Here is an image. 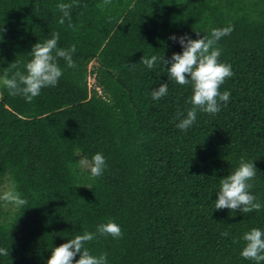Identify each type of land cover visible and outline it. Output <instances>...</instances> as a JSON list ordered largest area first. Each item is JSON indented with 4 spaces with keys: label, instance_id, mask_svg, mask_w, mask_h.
I'll list each match as a JSON object with an SVG mask.
<instances>
[{
    "label": "trees",
    "instance_id": "trees-1",
    "mask_svg": "<svg viewBox=\"0 0 264 264\" xmlns=\"http://www.w3.org/2000/svg\"><path fill=\"white\" fill-rule=\"evenodd\" d=\"M58 3L73 4L75 30L58 23ZM0 27V74L13 62L23 70L53 32L59 48L76 46V67L58 60V84L31 103L0 87V187L27 201L13 210L0 202V248H9L0 264H46L52 248L109 221L122 238L86 245L108 264H252L241 237L264 231V207L233 213L214 201L243 158L254 161L250 192L264 205V0H0ZM224 27L233 28L218 42L234 73L220 89L229 100L181 131L176 113L186 115L190 86L140 59L180 53L170 36ZM166 82L167 95L153 101ZM98 152L102 176L69 167Z\"/></svg>",
    "mask_w": 264,
    "mask_h": 264
},
{
    "label": "clouds",
    "instance_id": "clouds-1",
    "mask_svg": "<svg viewBox=\"0 0 264 264\" xmlns=\"http://www.w3.org/2000/svg\"><path fill=\"white\" fill-rule=\"evenodd\" d=\"M111 3V0H104V6ZM71 3H58L57 10L61 13L58 23L63 25L69 21L68 26L75 30L71 24ZM232 27L214 28L209 35L191 39L187 34L176 37L170 36L169 39L178 43L182 51L173 53L169 59L156 55L151 58L141 57L140 62L148 69L154 68L158 63L163 66L167 81L174 82L179 86H190L191 95L186 100L190 105L187 113L177 110L176 120L179 122L176 127L181 131H187L196 120L197 112L209 115L217 114L221 109V104H227L230 92H221V86L234 73L231 65L222 63L219 60L221 49L218 42L225 36L230 35ZM6 29L0 27V40ZM59 33L53 32L51 38L44 42H37L28 53L31 59L20 70L16 63H12L11 71L4 68L0 74V87L8 90L11 96H20L26 102L31 103L34 98L41 94V90L55 87L62 76V69L59 67L58 60L62 59L67 68H75L73 54L76 46L69 48H59ZM168 93V83H162L158 88L150 92L153 101H157ZM254 161L249 162L241 158L239 165L226 177L220 179V187L214 201V210L227 209L230 212L251 213L259 211L264 207L251 194L250 189L257 175ZM69 167L84 168L90 172V178L95 179L103 175L106 169V160L101 153L94 154L91 159L83 158L76 165L69 164ZM0 202L5 206L12 205L16 208L27 204L26 199L14 187H9L0 194ZM227 237L228 232L222 233ZM123 233L120 226L112 221L100 223L95 232L85 231L83 234L76 235L58 247L52 248L46 264H108L107 253L92 255L86 245L97 237H111L112 239L122 238ZM243 247L240 256L252 264H264V231L253 228L241 237ZM79 255V259H76ZM0 256L9 257V248H0Z\"/></svg>",
    "mask_w": 264,
    "mask_h": 264
},
{
    "label": "rangeland",
    "instance_id": "rangeland-1",
    "mask_svg": "<svg viewBox=\"0 0 264 264\" xmlns=\"http://www.w3.org/2000/svg\"><path fill=\"white\" fill-rule=\"evenodd\" d=\"M91 83H92V85H93V80L92 79H90L89 80ZM8 189V187L6 186V185H4V186H2V187H0V194H2L4 191H6ZM6 209H11V210H13L15 207L14 206H12V205H7V206H4Z\"/></svg>",
    "mask_w": 264,
    "mask_h": 264
},
{
    "label": "built area",
    "instance_id": "built-area-1",
    "mask_svg": "<svg viewBox=\"0 0 264 264\" xmlns=\"http://www.w3.org/2000/svg\"><path fill=\"white\" fill-rule=\"evenodd\" d=\"M90 80V79H89ZM92 83L89 81V87H91Z\"/></svg>",
    "mask_w": 264,
    "mask_h": 264
}]
</instances>
